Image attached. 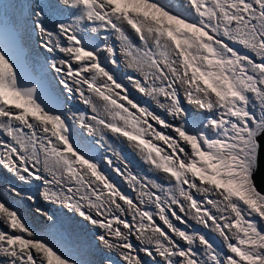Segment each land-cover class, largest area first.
I'll return each mask as SVG.
<instances>
[{"label":"snow or ice","instance_id":"6c2138e0","mask_svg":"<svg viewBox=\"0 0 264 264\" xmlns=\"http://www.w3.org/2000/svg\"><path fill=\"white\" fill-rule=\"evenodd\" d=\"M0 175V264H264V0H0Z\"/></svg>","mask_w":264,"mask_h":264},{"label":"rangeland","instance_id":"374dc122","mask_svg":"<svg viewBox=\"0 0 264 264\" xmlns=\"http://www.w3.org/2000/svg\"><path fill=\"white\" fill-rule=\"evenodd\" d=\"M35 41H38V40L35 38ZM37 46H38V45L36 44V47H37ZM37 53L40 54L39 51H37ZM131 89H133V90H132V91H133V92H132L133 95H136L138 98H140V95H141V97H142V94H139L138 92H136L132 85H131ZM142 99H143V98H142ZM145 99H146V98H145ZM75 107H76V108H79L81 111H86V112L89 113V115H91L90 110L87 108V106H85V105L79 103V104L75 105ZM131 159L134 161V163H136V167H137V169L139 170V172H141V173H143V174H148V173H149V174H151V176H152V173H150V172L147 171L146 166H141V165H139V163L137 162V160L134 159V158H132V157H131ZM134 169H135V168H134ZM134 169H133V170H134ZM152 178L155 179V176H152ZM124 188H125L126 191H128V193H129L130 195H132V196H135V195H136V193L133 192L130 188H128V186H127L126 184H124ZM157 222L159 223V221H157ZM188 223H189V226H190L192 229H200L201 231H207V230L203 229L200 225L196 224L194 221H193V223H190V222H188ZM87 228L91 229V226L88 225ZM208 235L212 236L213 239H214L218 244H220L221 247L224 246V245H223L222 238L219 237L218 234H215V233L209 231V232H208ZM101 247H102V246H101Z\"/></svg>","mask_w":264,"mask_h":264},{"label":"clouds","instance_id":"9594fccd","mask_svg":"<svg viewBox=\"0 0 264 264\" xmlns=\"http://www.w3.org/2000/svg\"><path fill=\"white\" fill-rule=\"evenodd\" d=\"M36 44L38 45L37 47H36ZM33 45H34V46H33L32 52H31V55H32L33 59L36 60V61H38V62H42V61L44 60V58H45V55H49V54H46V53L43 52L42 48L40 47L39 42H38V41H35V37H34ZM37 51H39L40 54H38ZM53 77H55V78L52 79ZM49 78L52 79V83H53V85H55V84H56V80H58L60 77L56 76L54 72L49 71ZM72 103H73L74 105L79 104V102L76 101V100H73ZM0 176H3V175H0ZM10 179H14V178H10ZM0 190H2V186H0ZM32 190L35 191L34 189H32ZM55 207H56V206H53V209H54V210H55ZM79 225H80V224H79ZM81 226H82V225H81ZM92 231H93L92 227H91V229L87 228V231H86L87 236L90 237V236L92 235ZM134 242H136V241L134 240ZM100 247H101V246H100ZM90 256H91V255H83V254H82V255H81V258H82V259H88V260H91V257H90ZM99 259H100V256H99Z\"/></svg>","mask_w":264,"mask_h":264},{"label":"bare ground","instance_id":"6f19581e","mask_svg":"<svg viewBox=\"0 0 264 264\" xmlns=\"http://www.w3.org/2000/svg\"><path fill=\"white\" fill-rule=\"evenodd\" d=\"M33 42H34V38H33V41H32V49H33V46H34V45H33ZM125 83L127 84L128 82L125 80ZM128 87H129L130 91L133 90V89H131V84H128ZM132 92H133V91H132ZM140 98L142 99L143 97H141V95H140ZM143 99H145V98H143ZM159 111L162 112V110H159ZM132 158H134V159L137 160L136 157H132ZM134 171H138V172H139V170L137 169V167H135ZM142 174H143V173H142ZM147 175L151 176V174H149V173H148ZM4 179H5V176H0V186H2V187H3ZM42 202H43V201H42ZM53 210H54V209H53ZM58 215L63 216V213H58ZM186 218H187V217H186ZM188 222L193 223V221H192L190 218L188 219ZM76 227H77V230L80 231L83 235H87V233L84 232L83 227H82L81 225L78 224ZM90 257H91V260H99V255H91Z\"/></svg>","mask_w":264,"mask_h":264},{"label":"water","instance_id":"95a60500","mask_svg":"<svg viewBox=\"0 0 264 264\" xmlns=\"http://www.w3.org/2000/svg\"><path fill=\"white\" fill-rule=\"evenodd\" d=\"M259 182V181H258Z\"/></svg>","mask_w":264,"mask_h":264}]
</instances>
